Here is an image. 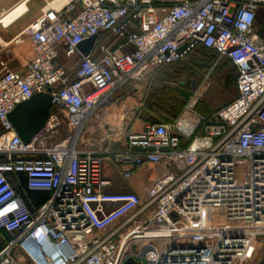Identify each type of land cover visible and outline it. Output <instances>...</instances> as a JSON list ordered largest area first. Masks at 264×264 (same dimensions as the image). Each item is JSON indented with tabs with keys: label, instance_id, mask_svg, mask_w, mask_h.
Returning a JSON list of instances; mask_svg holds the SVG:
<instances>
[{
	"label": "built area",
	"instance_id": "built-area-1",
	"mask_svg": "<svg viewBox=\"0 0 264 264\" xmlns=\"http://www.w3.org/2000/svg\"><path fill=\"white\" fill-rule=\"evenodd\" d=\"M262 7L264 0H69L44 10L25 30L35 51L25 72L0 62V233L10 236L0 264H123L146 241L161 244L150 264H248L264 236ZM94 36L82 55L78 46ZM200 50L236 68L232 102L203 116L191 100L176 122L129 133L120 150L104 148L110 136L96 149L78 148L120 88ZM61 56L68 67L56 65ZM40 93L52 96L51 115L25 144L9 115ZM65 123L70 135L54 142ZM105 157L125 180L155 173L144 199L108 190ZM13 174L50 198L31 211Z\"/></svg>",
	"mask_w": 264,
	"mask_h": 264
},
{
	"label": "crops",
	"instance_id": "crops-1",
	"mask_svg": "<svg viewBox=\"0 0 264 264\" xmlns=\"http://www.w3.org/2000/svg\"><path fill=\"white\" fill-rule=\"evenodd\" d=\"M68 2L69 0H0V62H4L15 72H25L29 62L35 57L32 41L25 34L26 28L37 20L44 10L50 8L60 9ZM20 7H23L20 15L9 24H4L3 21ZM64 61L67 62L65 57L61 56L56 65L66 67L63 65ZM182 64L179 63L162 69L170 72H172V69L178 71V85H176V88L179 87L184 91L194 89L196 86H188L186 81L183 85L180 83L185 78L189 80L184 73L181 74V70L184 69L183 66H180ZM142 82L127 83L125 86L132 88L131 93L117 95L118 90L111 104L102 108L91 117L87 126L80 134L78 143L80 150L89 151L96 149L99 139L109 136L104 145L105 149H123L126 144V136L129 133H139L151 123L147 120L149 119L148 117H138V106L142 105V101L145 102L149 98V95H151L148 92L147 97H145V92H143L142 86H140ZM144 106L146 107V105ZM182 147H185L184 144ZM164 171V169H159L158 172L162 174ZM103 177L111 182L108 188L110 192L132 191L139 193L144 199L155 177V173L150 169H141L130 180H125L120 167L115 164L114 160L110 157H105L103 162ZM9 179L16 186H18L21 180L26 185V177L24 175H9ZM36 193L42 195L47 192ZM150 216L151 213L143 214L137 219L134 226L142 225ZM138 261L144 264L143 261Z\"/></svg>",
	"mask_w": 264,
	"mask_h": 264
},
{
	"label": "rangeland",
	"instance_id": "rangeland-1",
	"mask_svg": "<svg viewBox=\"0 0 264 264\" xmlns=\"http://www.w3.org/2000/svg\"><path fill=\"white\" fill-rule=\"evenodd\" d=\"M261 15L264 16V7L260 10ZM261 24V25H260ZM258 27L261 31L264 28V19H261L258 23ZM203 50L193 54L190 58L183 62L181 74H185L188 78L196 79L198 81L197 86L194 89L186 91V96L188 97L187 102L183 101V98L180 99V95L170 89L175 90L177 81L175 78L173 80H168L164 75L170 73L173 74V71H155L151 73V76L144 80L140 86H142L143 92H145V97H147L148 92L152 94L155 90H159L162 87H167L168 91L172 98H177L184 105V109L189 105L191 100H196L194 106V111L197 114L203 112L205 114H212L213 112L221 109L228 103L232 102L238 96L237 88V70L229 63L227 60H220L212 54L206 53L207 55L202 54ZM66 67L69 65V62H63ZM75 66V65H74ZM174 81V82H172ZM162 82L163 84H159ZM176 84V85H175ZM150 90V91H149ZM131 87L120 88L117 92V95L131 93ZM144 97V99H145ZM150 97V95H149ZM143 99V100H144ZM149 99V98H148ZM148 99L142 101V105L138 106V117H147L145 112V106H147ZM144 103V105H143ZM184 112V111H183ZM62 119L65 121V117L62 116ZM70 135L67 124L62 125L60 132L52 140L58 142L61 139ZM240 173L245 172L244 166L239 170ZM145 245V246H144ZM161 247V244L155 242H139L133 248V254L137 260L143 261L144 264H150L153 259L156 258L157 251ZM264 262V236H260L255 241V254L253 259L248 264H262Z\"/></svg>",
	"mask_w": 264,
	"mask_h": 264
},
{
	"label": "trees",
	"instance_id": "trees-1",
	"mask_svg": "<svg viewBox=\"0 0 264 264\" xmlns=\"http://www.w3.org/2000/svg\"><path fill=\"white\" fill-rule=\"evenodd\" d=\"M261 19H264L263 14L258 16V23ZM206 53H212L217 57V54L214 51L211 50H203L202 54L203 55H207ZM190 58V56L188 57ZM227 62H229L232 66L233 64L227 60ZM234 67V66H233ZM235 68V67H234ZM236 69V68H235ZM161 71H163V69H159ZM157 70V71H159ZM165 71V70H164ZM167 71V70H166ZM173 74H166L164 75L165 78H167L169 82V80H173V78H175V80L177 81L178 79V71L175 69H172ZM173 76V78H172ZM174 82V81H172ZM178 83V82H177ZM159 84H163L162 82H159ZM176 85V84H175ZM178 85V84H177ZM176 93H178L180 95V99L183 98L184 102H187V94L186 91L182 90L181 88H176L175 90L170 89ZM169 90V91H170ZM168 91L167 87H162L159 90H155V92H153L147 102V106L145 107V112L147 113V117L149 119H147L149 122L151 123H166V124H172L174 122H176L178 120V118L182 115L183 111H184V105L180 102L179 99L177 98H172L170 93ZM200 113H202L201 115L203 116H209L211 114H205L203 112L200 111ZM23 175V174H21ZM18 192H20L24 198L25 201L29 207V209L31 211L35 210L36 208H38L39 206L43 205L49 198H50V194L46 193V194H38L36 192H31L27 189L25 182H22V180L20 181V183H18ZM1 237H0V248L3 247L10 239V236L8 234H6L5 232H1Z\"/></svg>",
	"mask_w": 264,
	"mask_h": 264
},
{
	"label": "water",
	"instance_id": "water-1",
	"mask_svg": "<svg viewBox=\"0 0 264 264\" xmlns=\"http://www.w3.org/2000/svg\"><path fill=\"white\" fill-rule=\"evenodd\" d=\"M97 37L94 36L82 42L78 49L84 56H88L94 48ZM186 79L181 81V85ZM189 83V82H188ZM53 107V98L49 93L34 95L30 100L20 103L10 113L9 121L16 133L25 144H29L32 139L40 133L49 120ZM176 218V215H173ZM123 264H142L134 258H128ZM264 264V262L262 263Z\"/></svg>",
	"mask_w": 264,
	"mask_h": 264
},
{
	"label": "bare ground",
	"instance_id": "bare-ground-1",
	"mask_svg": "<svg viewBox=\"0 0 264 264\" xmlns=\"http://www.w3.org/2000/svg\"><path fill=\"white\" fill-rule=\"evenodd\" d=\"M22 10H23V7H20L18 9H16V11L13 12L10 17H8L7 19H5L3 21V23L6 24V25L9 24L13 19L17 18L20 15V13L22 12Z\"/></svg>",
	"mask_w": 264,
	"mask_h": 264
},
{
	"label": "flooded vegetation",
	"instance_id": "flooded-vegetation-1",
	"mask_svg": "<svg viewBox=\"0 0 264 264\" xmlns=\"http://www.w3.org/2000/svg\"><path fill=\"white\" fill-rule=\"evenodd\" d=\"M185 79H187V78H185ZM189 82V83H188ZM186 84L188 85V86H197V84H198V81L196 80V79H190L189 78V80H186Z\"/></svg>",
	"mask_w": 264,
	"mask_h": 264
},
{
	"label": "clouds",
	"instance_id": "clouds-1",
	"mask_svg": "<svg viewBox=\"0 0 264 264\" xmlns=\"http://www.w3.org/2000/svg\"><path fill=\"white\" fill-rule=\"evenodd\" d=\"M245 18H247V17H245Z\"/></svg>",
	"mask_w": 264,
	"mask_h": 264
}]
</instances>
